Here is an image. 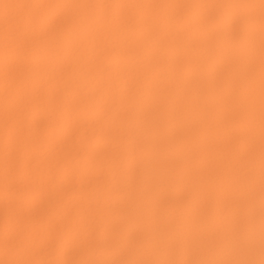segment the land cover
Segmentation results:
<instances>
[{
    "label": "bare ground",
    "instance_id": "6f19581e",
    "mask_svg": "<svg viewBox=\"0 0 264 264\" xmlns=\"http://www.w3.org/2000/svg\"><path fill=\"white\" fill-rule=\"evenodd\" d=\"M264 264V0H0V264Z\"/></svg>",
    "mask_w": 264,
    "mask_h": 264
},
{
    "label": "snow or ice",
    "instance_id": "6c2138e0",
    "mask_svg": "<svg viewBox=\"0 0 264 264\" xmlns=\"http://www.w3.org/2000/svg\"><path fill=\"white\" fill-rule=\"evenodd\" d=\"M18 264H26V262H18Z\"/></svg>",
    "mask_w": 264,
    "mask_h": 264
}]
</instances>
